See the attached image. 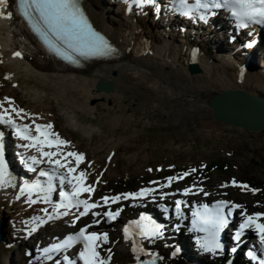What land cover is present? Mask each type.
<instances>
[{
	"label": "snow or ice",
	"instance_id": "1",
	"mask_svg": "<svg viewBox=\"0 0 264 264\" xmlns=\"http://www.w3.org/2000/svg\"><path fill=\"white\" fill-rule=\"evenodd\" d=\"M125 3L129 4L130 8L133 4L137 8H143L146 4L156 5V0H125ZM15 4L19 13L48 51L66 61L78 64L81 58L108 57L117 51L109 40L93 27L80 0H15ZM156 6L159 7V5ZM8 7L9 0H0V9ZM212 9L226 10L234 18L238 30L249 28L251 25L264 24V0H176L173 10L189 19H196L198 16L199 20L206 23L208 15L213 14ZM12 15L11 11H0V17L5 19H11ZM253 43L254 41L244 46L252 47ZM21 55L19 51L13 53L14 57ZM4 100L8 102V107L0 103V123L10 126L13 135L18 140L24 141L18 147L25 150V153H22L25 167L28 171L36 173V178L17 183V178L11 172L5 157V146L2 134H0V189L18 188L16 199L26 197L25 203L29 205L40 202L51 205L50 209L44 207L40 210L47 220L74 214L72 224H76L82 217L91 213L93 217L97 218L93 220L92 224L80 227L78 231L66 236L59 243L44 248L43 253L59 252L62 249L82 244L83 247L77 253L80 264H108L112 258L111 250H108L107 258L102 257L98 250L101 247V242H107L108 233L89 231V229L93 225L100 224V218L113 221L120 215L122 208L117 207L113 211L111 204H118L122 199L145 198L156 193L157 189L145 187L134 192H124L112 196L104 195L101 197L102 204L100 201L92 202V194L96 190L95 184L87 183L88 173L80 170V165L85 160V154L78 151H64L70 142L62 139L58 133L52 130L51 122L36 123V119H38L36 117V119H32L31 124L17 123L13 114L20 120H24L32 114L26 113L23 108L15 107L10 97H5ZM33 127L35 134H33ZM29 150H33L37 154H30ZM42 165H47V169ZM195 171V168L190 170V172ZM189 174V172H184L180 176H170L167 178L168 184L160 187H168L172 181L183 179ZM96 179L99 182L100 177L97 176ZM57 180L59 182V198L54 199L53 193L57 191L55 184ZM232 184L236 185L237 181L233 180ZM239 187L247 188L248 186L240 184ZM183 192L189 194L192 192V188H185ZM85 193L88 194L87 198H82ZM167 195L170 193H160V199H164ZM204 195H208V193L204 192ZM182 205L187 206L183 200L175 201L177 214H181ZM103 206H107L108 210L103 213L92 211ZM160 207L164 208L163 205ZM241 207V205L228 200L216 201L211 207L207 204L193 206L192 225L195 231L204 234L197 237V243L204 252L215 254L218 249H221L220 233L228 224V216L232 214L233 209ZM240 215L243 220L234 239L239 241L245 229L254 228L261 246L264 247V222H261L264 213L248 214L242 211ZM33 219L38 221L39 225L47 223V220L42 216H36ZM160 229V225L141 215L139 220L131 221L125 225L123 233L125 240L132 239V252L137 253L142 249L138 248L137 240L134 237L152 240L160 235ZM151 255L153 257L151 262L141 261L137 257V264H155L156 254L152 253ZM247 255L253 261L258 260V264H264V256L258 258L253 251H249ZM47 258L51 259V256H47ZM63 261L64 264H78L76 259H71L67 255L63 257Z\"/></svg>",
	"mask_w": 264,
	"mask_h": 264
},
{
	"label": "rangeland",
	"instance_id": "2",
	"mask_svg": "<svg viewBox=\"0 0 264 264\" xmlns=\"http://www.w3.org/2000/svg\"><path fill=\"white\" fill-rule=\"evenodd\" d=\"M216 23L217 21L214 24ZM216 26L218 24L205 34H202L200 30L195 31L194 36L192 33L188 35L183 33V35L181 31L177 32L173 29L174 33H178L176 35V39L179 38L178 41L171 43L169 48H165L166 43H162L163 46L157 49L162 51L172 49L182 54L186 53L185 55L199 60L205 67H210L215 61L231 62L233 65H226V69L231 74L239 73L245 83L247 77L238 65L247 63L248 69L256 73L260 85L264 88V61L259 55L261 50L264 52V46H261L262 42L257 40L255 49L241 50L234 55L229 52L228 35H225L222 29L217 30ZM134 34L138 35L139 33L135 30ZM258 39L260 40V38ZM183 40L193 43L199 41L201 49L195 50L179 44ZM134 48L136 51L142 49L136 44H134ZM195 52L196 55L193 56L192 54ZM241 67L245 68L246 66L241 65ZM0 80L1 97H13L20 106L24 107L26 113L30 114L36 107L48 114L47 117L51 116L56 129L65 140L70 142L67 146L85 154V160L80 168L87 170L91 174L90 176L96 180V191L100 193L134 189L145 184L148 178L159 175L162 177L168 174L180 176L184 172H189L192 173L190 177L186 176L176 180L177 186L188 180L187 183L203 184L206 189L213 190V195L216 196L222 195L224 192L218 190V184L230 179H239L256 188L247 187L244 188V192H240V189L227 190L228 193L234 194L233 196H237L239 200H244L248 205H251L252 209H264V128L259 131L234 128L214 120L210 110L206 107L196 108L176 102L173 104V108H150L153 111L151 116H146L148 123L146 122L134 134L115 128L114 130L103 129L94 136H85L80 130L65 124L63 116L58 113L53 101L48 104L44 103L48 108H44V105L42 108L36 106L35 102L25 93V89L34 85L31 80L20 78L15 85L5 81L2 77ZM32 114L34 115V113ZM74 117L79 125L85 127L94 125L95 119L91 115L76 112ZM40 119L43 120L44 117ZM119 136L123 138L117 139ZM213 162L219 165L223 163V170L220 172L209 170L208 168ZM193 168L196 169L195 174L190 172ZM197 172H202V175L207 176V179L202 180L198 177ZM98 175L99 182L96 179ZM11 209L13 210L12 206L10 208L2 207L0 211L2 217L0 264H28V258L25 256L27 244L45 241L49 237L57 235L64 226L55 223L37 233L30 232V230L19 232V225L14 222L15 220H12L13 218L11 219L9 212ZM22 225L27 226L26 223ZM178 227L182 229L180 223H178ZM137 243L140 249H146L145 244ZM150 243L154 245H148L151 250L159 248L158 245L160 248H164L166 245L163 241ZM116 250L114 264H130L133 254L129 251V247L118 241ZM202 252L201 249H196L194 253H186L188 262L183 260V263L191 264V261L203 260L204 258L198 256ZM162 254L166 255L165 251H159L160 257ZM167 257L161 258L160 263L163 264ZM173 262L169 264L179 263ZM200 263L206 264L204 261L195 264Z\"/></svg>",
	"mask_w": 264,
	"mask_h": 264
},
{
	"label": "bare ground",
	"instance_id": "3",
	"mask_svg": "<svg viewBox=\"0 0 264 264\" xmlns=\"http://www.w3.org/2000/svg\"><path fill=\"white\" fill-rule=\"evenodd\" d=\"M80 2L91 23L118 46L120 49L118 57L109 61H89L80 71L58 67L45 57H42L40 62L37 58L30 60L23 56L14 57L13 53L17 52L16 38L10 31L6 19L0 17V77L14 85L20 78L34 82L32 87L25 89V93L36 106L42 108L44 103L53 101L65 124L80 130L83 135L94 136L103 129L115 128L134 134L146 124V116H151L153 110L150 108H173L176 102L196 108H209L207 100L212 92L218 90L242 89L264 97V88L260 85L256 73L248 69L247 63L238 65L247 77L245 83L239 73L231 74L226 69V65H233L231 62L215 61L210 67H205L199 60L185 55L186 53L182 54L172 49L164 51L157 49L163 46L162 43H166L165 48H169L170 44L176 43L179 38L176 39L178 33L172 31L170 22H165L162 15L159 16V13L155 12L154 5L151 10L148 4L143 8H137L135 5L125 8L126 4L122 0ZM0 11L7 12L8 8ZM214 19L211 27L208 25L200 29L202 34L214 29L216 25L214 23L219 18ZM228 23L224 20V27L227 30L230 28ZM220 29L222 28H217ZM135 30L138 35L134 34ZM259 31L257 37L260 38L264 34V28ZM198 42L183 40L179 44L200 50L201 45ZM134 44L141 46L142 49L136 51ZM190 59L198 67L194 73H189L186 69V62ZM97 81H104L107 88L96 87ZM46 104L44 108H48ZM33 110L30 112L34 113L30 115L32 119L44 117L43 120H39L43 122L52 120L51 116L47 117L48 114L42 110L36 107ZM76 112L93 116L94 125L89 127L79 125L74 117ZM120 136L117 139L123 138ZM9 168L11 171L15 169L11 161ZM17 189H0V211L2 207L12 206L14 209L9 211L10 216L18 225H22L28 218L43 217L41 208H49L50 205L43 202L29 205L25 203L26 197L17 200L15 197ZM1 219L0 215V221ZM149 219L158 224L155 218ZM64 232L66 230H60L56 237ZM202 254L203 252L198 256L203 259Z\"/></svg>",
	"mask_w": 264,
	"mask_h": 264
},
{
	"label": "water",
	"instance_id": "4",
	"mask_svg": "<svg viewBox=\"0 0 264 264\" xmlns=\"http://www.w3.org/2000/svg\"><path fill=\"white\" fill-rule=\"evenodd\" d=\"M186 69L189 73H194L198 67L194 62H186ZM95 85L103 89L107 88L104 81H97ZM207 106L212 118L222 124L250 131L264 128V98L258 95L242 89L218 90L210 94ZM1 240L0 221V242ZM155 264H158L157 259Z\"/></svg>",
	"mask_w": 264,
	"mask_h": 264
},
{
	"label": "trees",
	"instance_id": "5",
	"mask_svg": "<svg viewBox=\"0 0 264 264\" xmlns=\"http://www.w3.org/2000/svg\"><path fill=\"white\" fill-rule=\"evenodd\" d=\"M223 165H224L223 163L219 165L218 163H214V162H213V164H212V168H213V169L215 168L217 171H221V170H223V169H222ZM180 264H183V263L180 262Z\"/></svg>",
	"mask_w": 264,
	"mask_h": 264
}]
</instances>
